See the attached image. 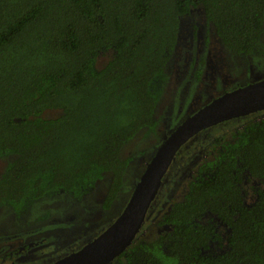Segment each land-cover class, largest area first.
<instances>
[{"label":"trees","instance_id":"obj_1","mask_svg":"<svg viewBox=\"0 0 264 264\" xmlns=\"http://www.w3.org/2000/svg\"><path fill=\"white\" fill-rule=\"evenodd\" d=\"M196 7L233 55L264 57V0H0V209L22 220L44 199L80 203L106 175L111 208L120 151L156 128L180 21ZM210 145L156 229L152 203L111 264H264V188L252 185L264 184V114Z\"/></svg>","mask_w":264,"mask_h":264},{"label":"rangeland","instance_id":"obj_2","mask_svg":"<svg viewBox=\"0 0 264 264\" xmlns=\"http://www.w3.org/2000/svg\"><path fill=\"white\" fill-rule=\"evenodd\" d=\"M105 60L100 59L99 64ZM170 62L166 68L168 83L156 108V128L141 130L120 151V158L129 163L122 189L111 208L106 211L102 207L110 180L106 175L80 203L66 195L44 199L22 220H17L10 209H0V264H48L49 259L55 260L85 245L122 213L146 164L179 124L214 98L237 89L244 82L242 86L264 78V57L233 55L214 34L201 7L181 18L179 38ZM261 114L219 123L199 132L182 146L153 202L147 225L156 229V219L152 217L178 193L187 174L212 142ZM9 161L10 158L0 159V175ZM252 185L264 188V184L257 182ZM250 195H255V191ZM212 220L217 224V233L226 239V226L215 218ZM219 245L220 240L212 244L216 251Z\"/></svg>","mask_w":264,"mask_h":264},{"label":"water","instance_id":"obj_3","mask_svg":"<svg viewBox=\"0 0 264 264\" xmlns=\"http://www.w3.org/2000/svg\"><path fill=\"white\" fill-rule=\"evenodd\" d=\"M258 112H264V78L214 98L187 117L156 149L122 213L78 251L53 264H111L138 235L181 147L205 129Z\"/></svg>","mask_w":264,"mask_h":264},{"label":"flooded vegetation","instance_id":"obj_4","mask_svg":"<svg viewBox=\"0 0 264 264\" xmlns=\"http://www.w3.org/2000/svg\"><path fill=\"white\" fill-rule=\"evenodd\" d=\"M244 57H247V56H244ZM250 57V56H249ZM251 57H258V56H251ZM261 79H263V78H260V79H258L257 81H260ZM244 81H247V80H244ZM256 82V81H255ZM244 84H246V82H244V83H242V84H240L239 86H238V88L240 87V86H242V85H244ZM229 91H231V90H229ZM258 113H260V112H258ZM262 114H264V112H261ZM193 139V138H192ZM191 140V139H190ZM90 242V241H89ZM88 243V242H87ZM82 247V246H81ZM80 247V248H81ZM80 248H78V249H76V250H74L73 252H70V253H68L67 255H64V256H62V257H59V258H57V259H49L48 261H46L48 264H53V263H55L56 261H58V260H60V259H62V258H64V257H66V256H68V255H70L71 253H74V252H76V251H78Z\"/></svg>","mask_w":264,"mask_h":264}]
</instances>
